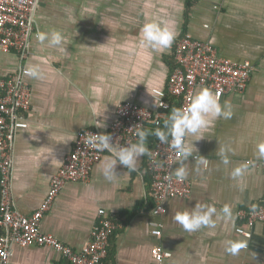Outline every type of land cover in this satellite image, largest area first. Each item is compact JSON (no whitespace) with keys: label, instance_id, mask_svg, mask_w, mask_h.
<instances>
[{"label":"crops","instance_id":"crops-1","mask_svg":"<svg viewBox=\"0 0 264 264\" xmlns=\"http://www.w3.org/2000/svg\"><path fill=\"white\" fill-rule=\"evenodd\" d=\"M185 3L39 0L38 31L62 32L66 50L50 48L36 39L25 57L0 49V76L23 73L29 63L40 64L46 73L42 81L23 76L32 95L26 113L28 127L14 141L12 203L24 214L40 208L78 132L87 128L107 131L121 102L155 107L152 90L167 86L175 41L186 31L212 42L221 56L256 66L245 92L219 99L222 104L231 103L232 117L215 119L201 131L202 138L194 141V156L202 155L209 163L197 171L192 157L186 162L187 178L193 183L191 196L169 199L166 212L156 215L155 203L148 200V156L140 158L135 170L117 164L118 176L109 182L100 173L110 156L105 151L89 182L64 185L43 217L41 229L82 250L92 239L103 208L118 223L110 237L108 264H149L157 244L169 253L164 264H264V222L249 226L238 216L239 209L260 204L264 194V158H258V146L264 144V0H197L189 19ZM152 20L176 33L163 52L141 43V28ZM96 119L105 126L97 127ZM194 139L189 136L187 141ZM221 148L228 150L229 165L221 162ZM241 163L248 164V171L233 179L231 171ZM196 203L212 204L218 212L230 205L233 217L220 216L215 228L185 232L174 216ZM154 220L162 224L161 236L152 234ZM229 240L245 241L248 246L232 255L226 251ZM12 249L10 264H69L49 246L13 244Z\"/></svg>","mask_w":264,"mask_h":264},{"label":"built area","instance_id":"built-area-1","mask_svg":"<svg viewBox=\"0 0 264 264\" xmlns=\"http://www.w3.org/2000/svg\"><path fill=\"white\" fill-rule=\"evenodd\" d=\"M38 3L39 0H0L1 50L15 51L23 57L30 53L31 43L39 32L36 27ZM175 59L177 67L172 71L167 86L152 90L155 107L133 101H124L118 105L116 119L104 132L111 134L113 143L125 145L127 142H135L137 127L145 129L149 124L160 126L168 119L173 103H179V108L186 107L199 87L213 90L219 99L227 94L245 92L256 68L251 61L239 62L221 56L212 42L190 33L178 38ZM31 95V87L22 71L0 76V227L3 230L0 238V264H10L13 244L49 246L72 264H108L106 257L110 237L118 228V223L107 215L105 209H99L101 217L93 230L92 239L82 250L73 248L41 229L43 217L52 208L55 198L67 182L90 181L93 168L103 158L105 151L96 150L88 143V138L91 133L103 131L87 128L78 132L74 147L63 166L53 175L48 194L40 208L31 214H24L13 206L11 175L14 141L17 133L28 127L26 113L31 106ZM160 104L166 107L157 106ZM179 156L168 144L160 141L148 155L155 202L153 211L156 215L166 212L169 199L187 198L192 194V181L188 178L179 181L173 173L176 166L173 161ZM238 216L249 226L264 222V194L260 204L239 209ZM151 225L152 234L161 236V222L154 220ZM245 235L250 237L251 233L245 232ZM168 256V251L157 244L149 264H164Z\"/></svg>","mask_w":264,"mask_h":264},{"label":"clouds","instance_id":"clouds-1","mask_svg":"<svg viewBox=\"0 0 264 264\" xmlns=\"http://www.w3.org/2000/svg\"><path fill=\"white\" fill-rule=\"evenodd\" d=\"M175 31L173 28L162 24L158 21H147L143 24L140 33L141 43L151 48L154 51L163 52L170 48L175 39ZM35 39L40 44H47L48 47L65 51V37L58 30H49L47 32L40 31L36 34ZM23 76L33 80L42 81L45 79L46 73L43 67L38 63H29L23 69ZM157 106L166 107L160 104ZM233 115L232 105L229 101H224L223 104L219 100V96L214 94L207 88H202L195 92L190 102L186 107L173 108L164 122V128H157L154 132L136 128V141L127 142L125 145H120L118 142L113 143L111 134L98 133L93 134L88 138V143L96 150L106 151L110 154L100 166L101 175L109 182H113L118 176L115 172L117 164L125 166L128 170H135L138 161L142 156L150 155V150L147 146V138L149 135H155L162 144H168L172 149L180 154L179 158L174 163L177 167L173 173L177 180L183 181L189 175V169L186 162L192 157L195 160L196 170L208 167V159L202 155L199 158L194 156L197 152L194 146V141L202 138L199 134L203 129H206L215 119H230ZM95 125L103 128L104 122L96 119ZM189 136L196 139L191 142L187 141ZM228 150L221 148L219 156L224 165L230 164ZM258 158H264V144L258 146ZM248 171V164L241 163L231 171L233 179L242 177ZM222 216L225 219H232L233 209L230 205H224L218 212L217 208L212 204L196 203L194 207L179 211L175 214V221L183 228L185 232L193 233L203 228H215L216 219ZM245 241L226 242V251L229 254L236 255L241 249L247 248Z\"/></svg>","mask_w":264,"mask_h":264},{"label":"trees","instance_id":"trees-1","mask_svg":"<svg viewBox=\"0 0 264 264\" xmlns=\"http://www.w3.org/2000/svg\"><path fill=\"white\" fill-rule=\"evenodd\" d=\"M196 2H197V0H186V3H185V17H186V19H189L190 12L193 10V7L195 6ZM186 33H187L186 31H183L181 33V35L179 36V38L181 36L185 35ZM177 41H178V39L175 42H177ZM176 67H177V62L175 59V49H174L173 59H172V63H171V71H173ZM173 108H179V103L174 102ZM164 122L160 126H155L153 124H149L148 126H146L145 129L150 130L152 132H154L157 128L163 129L164 128ZM158 141L159 140L156 138L155 135H149L147 138V146H148L149 150L153 149L157 145ZM148 180H149V184H150L149 193H148L149 194L148 200L151 203H153L154 202V195H153V190H152V186H151L152 185V174H151L150 170H148ZM0 203H1V188H0ZM2 234H3V230L0 227V238H1ZM69 264H72V263L69 262Z\"/></svg>","mask_w":264,"mask_h":264}]
</instances>
